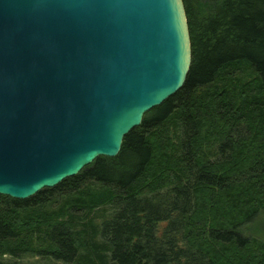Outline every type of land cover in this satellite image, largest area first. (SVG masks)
I'll return each instance as SVG.
<instances>
[{
  "label": "trees",
  "instance_id": "obj_1",
  "mask_svg": "<svg viewBox=\"0 0 264 264\" xmlns=\"http://www.w3.org/2000/svg\"><path fill=\"white\" fill-rule=\"evenodd\" d=\"M184 4V87L117 157L28 200L0 195V264H264V0Z\"/></svg>",
  "mask_w": 264,
  "mask_h": 264
},
{
  "label": "water",
  "instance_id": "obj_2",
  "mask_svg": "<svg viewBox=\"0 0 264 264\" xmlns=\"http://www.w3.org/2000/svg\"><path fill=\"white\" fill-rule=\"evenodd\" d=\"M191 64L184 0H0V195L117 157Z\"/></svg>",
  "mask_w": 264,
  "mask_h": 264
},
{
  "label": "rangeland",
  "instance_id": "obj_3",
  "mask_svg": "<svg viewBox=\"0 0 264 264\" xmlns=\"http://www.w3.org/2000/svg\"><path fill=\"white\" fill-rule=\"evenodd\" d=\"M252 231L255 232L256 236L259 238V239H263L264 240V213L261 214V218L259 219L258 221V224L255 223L253 226H252ZM254 250L251 249V251L249 253H252L253 255H255L254 253ZM248 252H246L244 255H246ZM242 256V255H241ZM225 260L227 262L230 263V259L229 258H225ZM20 264H62V263H54L48 259H43L42 257H39V255H26L24 257H22L20 260Z\"/></svg>",
  "mask_w": 264,
  "mask_h": 264
}]
</instances>
